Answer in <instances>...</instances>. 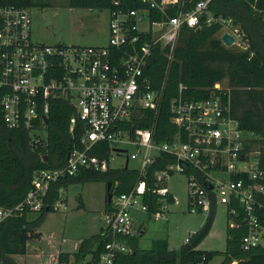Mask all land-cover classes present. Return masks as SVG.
<instances>
[{
	"label": "built area",
	"instance_id": "built-area-1",
	"mask_svg": "<svg viewBox=\"0 0 264 264\" xmlns=\"http://www.w3.org/2000/svg\"><path fill=\"white\" fill-rule=\"evenodd\" d=\"M141 8H130L114 0L108 11V41L105 46H50L30 41L28 8L0 7V120L7 130H23L29 143L45 142L50 101L72 105L70 131L82 123L84 148L73 149L63 167L32 173L30 189L13 209L0 208V223L22 212L36 213L42 208L65 211L64 199L52 205L44 201L50 184L72 177L80 170L105 172L112 155L123 154L125 146L137 149L128 162L137 161L140 177L158 154L172 156L155 176L152 193L162 202L168 189L166 180L174 173L185 174L190 189V212H210L212 205L225 208L227 227L243 229L240 246L247 252L264 248V168L255 135L240 128L233 117L228 88L220 84L208 89L203 99H186L187 90L178 84L177 97L169 104L170 123L178 130L170 142L154 140L156 119L161 106L164 83L152 89L145 69L159 48L167 59L177 44L183 27L196 29L220 25V41L230 35V47L246 51L248 43L232 19L215 18L207 11L210 0H137ZM174 14L169 15V11ZM157 15L158 20L151 18ZM222 42V41H221ZM223 44V42H222ZM224 45V44H223ZM144 111L152 114L147 128L137 127ZM96 143H108L109 156L88 155ZM246 144L248 146H246ZM125 166V164H124ZM123 166V167H124ZM128 167V166H127ZM115 187V185H114ZM145 181L139 180L128 192L113 196L110 209L103 213V236L107 240L97 264H113L117 254L129 248L123 238L138 234L132 211L146 212L142 203ZM161 211L153 214L163 217ZM188 239H186V242ZM49 264H59L58 255ZM66 264V263H61ZM232 264H237L234 261Z\"/></svg>",
	"mask_w": 264,
	"mask_h": 264
},
{
	"label": "trees",
	"instance_id": "trees-1",
	"mask_svg": "<svg viewBox=\"0 0 264 264\" xmlns=\"http://www.w3.org/2000/svg\"><path fill=\"white\" fill-rule=\"evenodd\" d=\"M114 0H67L72 9L109 10ZM130 8H141L137 0H121ZM200 0H192L188 9ZM31 6L48 7L32 0H0V7ZM207 11L215 18L232 19L247 39L248 49L242 51L226 47L220 41V25L201 26L196 29L183 27L178 35L172 59L154 49L146 69L152 89H159L164 83L159 114L156 119L154 140L157 143L170 142L178 130L170 123L169 104L177 97L178 84L186 86L184 97L199 100L207 96L208 89L226 81L231 97L233 117L240 128L255 135L254 142L260 151V166L264 168V0H210ZM169 11V15L174 14ZM151 18L158 20L157 15ZM74 113L72 105L65 101L51 100L47 119V137L42 143H29L30 137L23 130H7L0 120V208L13 209L22 201L30 189L32 173L37 170H57L65 165L67 154L73 149L84 148L81 138L84 133L82 123L77 121L70 131V117ZM145 119L137 125L147 128L152 122V114L144 111ZM108 143H96L88 155L105 159L109 156ZM175 159L167 154H158L145 168L140 177L139 166L134 168H108L105 172L89 169L80 170L76 175L50 184L44 201L52 205L59 198V191L71 182L103 181L115 185L113 196L128 193L139 180H144L146 190L142 203L149 216L161 211L160 197L152 193L156 174ZM111 204L105 200V208ZM211 210L202 228L196 231L178 250H170L166 239H156L148 249L139 246V235L123 238L129 252L117 254L113 264H210L218 256L217 252L200 251L196 247L207 234L212 215ZM50 208H42L36 213L22 211L19 215L0 223V264H16L15 256L25 253L26 242L39 235L36 230ZM104 211V212H105ZM243 229L227 227L226 247L220 264H264V248L243 251L240 240ZM107 240L103 231L84 239L77 252L58 254V263L97 264ZM72 256V261L70 257ZM89 257L86 261L85 259Z\"/></svg>",
	"mask_w": 264,
	"mask_h": 264
},
{
	"label": "rangeland",
	"instance_id": "rangeland-1",
	"mask_svg": "<svg viewBox=\"0 0 264 264\" xmlns=\"http://www.w3.org/2000/svg\"><path fill=\"white\" fill-rule=\"evenodd\" d=\"M48 7L31 6L30 41L50 46H105L108 41L109 13L106 10L72 9L67 0H32ZM247 41V39H245ZM221 87L227 88L223 81ZM123 154L112 155L109 168H122L126 156L137 149L127 145ZM137 161H129L128 167H138ZM168 194L175 203L163 199L161 219L146 212L132 211L137 230L144 229L139 237L142 249H148L156 239H166L170 250H178L196 231L203 227L208 212H190V189L185 174L174 172L166 180ZM65 211H50L45 214L36 233L37 238L26 242L25 253L13 258L16 264H49L50 257L62 251L73 250L84 239L99 234L104 228L103 212L107 197V183L103 181H78L67 184L61 193ZM227 239L225 208L217 205L212 215L207 234L197 245L200 251L219 253L210 264H220ZM73 245V246H72ZM71 247V249H70ZM52 254V255H51Z\"/></svg>",
	"mask_w": 264,
	"mask_h": 264
},
{
	"label": "water",
	"instance_id": "water-1",
	"mask_svg": "<svg viewBox=\"0 0 264 264\" xmlns=\"http://www.w3.org/2000/svg\"><path fill=\"white\" fill-rule=\"evenodd\" d=\"M221 41L223 42V44L226 47H230L233 43L232 37L230 35H228L227 33H224L221 36ZM246 146H248V145L246 144ZM127 166H128V159L126 158L124 167L127 168ZM113 189H114V184L107 182V201H108V203L111 202ZM167 199H168V201H170L172 203H175V201H176L175 198L170 194L167 196Z\"/></svg>",
	"mask_w": 264,
	"mask_h": 264
},
{
	"label": "crops",
	"instance_id": "crops-1",
	"mask_svg": "<svg viewBox=\"0 0 264 264\" xmlns=\"http://www.w3.org/2000/svg\"><path fill=\"white\" fill-rule=\"evenodd\" d=\"M62 197V196H61ZM105 211V210H104ZM104 213V212H103ZM135 226V225H134ZM103 230V229H102ZM102 230H100V232L102 231ZM137 230V229H136ZM138 231V235H139V237H144L145 236V230L144 229H141V230H137ZM99 232V233H100ZM97 235V234H96ZM91 237V236H90ZM140 242V241H139ZM73 246V245H72ZM140 246V245H139ZM73 247H75L73 250H71V251H62V250H60V252L58 253V254H60V253H65V254H73V253H75V252H77V250H78V248H79V246H78V244H76L75 246H73ZM70 249H71V247H70ZM58 254H56V255H58ZM52 255V254H51ZM54 257V256H53ZM89 259V257H87L85 260L87 261ZM70 261H72V256L70 257Z\"/></svg>",
	"mask_w": 264,
	"mask_h": 264
}]
</instances>
